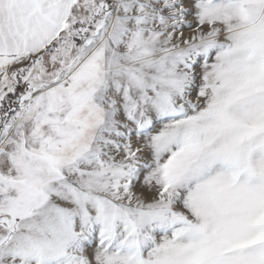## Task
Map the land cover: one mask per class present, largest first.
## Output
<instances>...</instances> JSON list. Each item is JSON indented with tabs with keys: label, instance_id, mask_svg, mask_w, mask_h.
Masks as SVG:
<instances>
[{
	"label": "snow or ice",
	"instance_id": "6c2138e0",
	"mask_svg": "<svg viewBox=\"0 0 264 264\" xmlns=\"http://www.w3.org/2000/svg\"><path fill=\"white\" fill-rule=\"evenodd\" d=\"M0 264H264V0H0Z\"/></svg>",
	"mask_w": 264,
	"mask_h": 264
}]
</instances>
